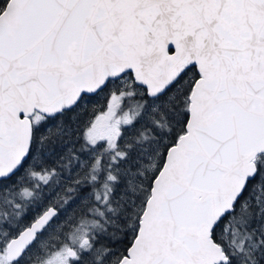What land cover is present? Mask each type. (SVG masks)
<instances>
[{
	"label": "snow or ice",
	"instance_id": "snow-or-ice-1",
	"mask_svg": "<svg viewBox=\"0 0 264 264\" xmlns=\"http://www.w3.org/2000/svg\"><path fill=\"white\" fill-rule=\"evenodd\" d=\"M0 264H264V0H0Z\"/></svg>",
	"mask_w": 264,
	"mask_h": 264
}]
</instances>
